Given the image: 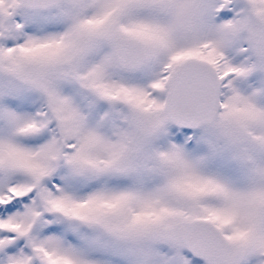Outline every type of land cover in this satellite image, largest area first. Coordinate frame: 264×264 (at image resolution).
Here are the masks:
<instances>
[{"label": "snow or ice", "instance_id": "1", "mask_svg": "<svg viewBox=\"0 0 264 264\" xmlns=\"http://www.w3.org/2000/svg\"><path fill=\"white\" fill-rule=\"evenodd\" d=\"M0 264H264V0H0Z\"/></svg>", "mask_w": 264, "mask_h": 264}]
</instances>
